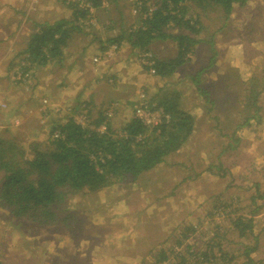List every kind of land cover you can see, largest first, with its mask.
<instances>
[{
  "label": "rangeland",
  "instance_id": "rangeland-1",
  "mask_svg": "<svg viewBox=\"0 0 264 264\" xmlns=\"http://www.w3.org/2000/svg\"><path fill=\"white\" fill-rule=\"evenodd\" d=\"M53 1L58 2L59 7L63 6L74 13L70 6L62 5L59 0ZM134 1L120 0L119 8L117 4L111 3L112 0H105L107 6L105 9H108L110 4L113 7L109 11L101 9L98 12L94 11V19L88 21L94 25L93 30H88L90 34L86 33L88 38L77 34L75 35L77 40L71 41L63 50L71 55L82 49L90 50L91 61L94 57H100L96 63H91L90 71L99 75L109 68L108 64H121L124 67V75L128 77V84L133 85L134 81L130 77L133 75L138 85L134 86V89L122 90L119 100L115 103L111 100L104 101L92 107L87 100L74 101L75 99L71 100L67 95L65 98L52 97L54 100L48 97L42 88L48 82L46 79L48 77L53 79V87L61 93L67 88L61 83L63 78L61 79L59 73L49 75L44 68L31 66L29 75L32 76L33 82L29 85H15L20 86L21 91L25 93V99L39 97L38 99L49 100L51 107L55 109L54 112L50 111L47 114L48 116L53 114L52 119L56 123L52 125L42 113L38 120L30 116L24 129L20 131L27 132L23 134L26 135L25 138L20 139L23 140L21 145L27 151L32 142H47L53 126L65 123L71 118L82 127L93 128V120L98 117L100 111L105 113L112 108L118 112L113 114L112 118H108L110 128L115 135L121 134L119 132L121 126L131 120L126 118L135 117L134 103L140 101L141 94L154 98L152 105L156 106L155 97L163 93L162 87L167 88L164 89L166 91L179 94L181 110L193 116V132L190 138L178 151L167 156L151 171L140 174L134 181L112 179L111 183L97 192L70 194L66 204L58 211L59 218L51 224L39 225L26 220L22 222L20 218L0 208V264H157L161 250L168 257V260L161 264H183L184 261L185 264H250L246 258L248 249H256L253 252L255 258H251L255 264H264L262 226L264 221L263 216H259L264 215V162L261 160L256 162L251 168V173H239L238 169L232 173L234 162L246 163L253 154L246 155L243 149V153L238 154L233 151L232 146L227 145L228 138L234 139L235 125L229 123V118L224 116L239 102L241 81H246L255 74L261 80L264 79V0H251L243 8L236 6L227 24L229 27L220 31L218 26L203 18L207 29L201 34L194 35L195 39L202 42L195 46L193 54L188 55L190 61L169 79L150 80L149 78L153 77L152 71H146L145 66L151 67L154 63L150 62V65L141 53L137 55L131 53L128 56L127 51L131 50V47L124 41L123 43L130 49L120 50L123 51L122 54H119L120 51H113L111 55L100 53L97 46L88 47L90 43L86 42L93 41L98 35L101 38L104 26L110 25L107 23V17L111 12L115 13L112 14L114 26L119 24L115 15L121 10V13L126 15L122 17L126 22L125 28L135 26L133 24L140 20L139 12L133 7ZM3 3L5 2L1 5ZM147 6L149 13L155 11L152 3H148ZM20 11H26V8L20 7ZM55 12L59 14L60 9ZM35 13L40 11L36 10ZM19 15L13 22L12 19H7L10 21L7 23L11 25L7 24L6 31L14 26L31 27L32 24L28 21L31 19ZM59 16H62V13ZM32 28L35 29L34 25ZM211 33H214V38L208 40L207 37ZM8 36L14 38L12 34H4L0 38L4 45L9 46ZM25 37L28 35H19L13 47L16 54L11 51L12 56H17V60L24 50L22 48L23 50L18 51V46H22L23 43L27 46L29 38L25 40ZM110 37L104 34V42ZM233 38L240 40L242 46L240 50L224 46V42ZM152 50L154 51L152 54L161 60L175 58L177 51L174 44L168 41L154 44ZM17 60L15 61L18 63ZM18 64L19 67L17 64L12 65L14 66L11 73L12 81L16 76L15 71L20 72L22 64ZM63 66L61 70L66 68ZM7 67L9 68V65ZM1 69L0 65V71ZM105 82L107 81L97 83L100 86L99 84ZM108 82V88L112 89L110 86L113 84L110 83L112 81L108 79ZM56 83L59 84L56 86ZM112 103L114 105H111ZM259 104L264 108L262 96L259 98ZM157 111L163 112L161 109ZM164 117L170 121L168 116ZM5 125L6 127L2 126V131L8 130L17 138L21 136L16 133V129L11 130L9 125ZM253 126L252 134L259 136L258 131L263 128V124ZM34 130L39 131L42 141L38 136L36 139L27 138ZM99 130L105 132L107 126L104 124ZM3 136L7 137L0 135ZM209 167H212L210 171ZM206 169L209 173H203ZM3 181L0 180L1 187ZM260 205L263 206L259 207ZM174 208L180 211L177 215H174ZM238 216H242L246 224L249 220L252 227L241 235L240 230H236L232 223ZM174 220V226L171 224L173 226L171 233L163 236L162 240H158L156 233L149 235L145 231L146 229L152 231L153 224L162 221L172 223ZM254 221H257V226L254 225ZM143 223L149 225L145 227ZM189 228L194 232L187 233L185 239L180 237L182 233L188 232ZM209 244L213 247L209 250L207 260L202 253L210 249ZM223 252L228 254L227 258L222 257Z\"/></svg>",
  "mask_w": 264,
  "mask_h": 264
},
{
  "label": "trees",
  "instance_id": "trees-1",
  "mask_svg": "<svg viewBox=\"0 0 264 264\" xmlns=\"http://www.w3.org/2000/svg\"><path fill=\"white\" fill-rule=\"evenodd\" d=\"M59 1L73 9V16L52 23L34 22L35 30L30 35L21 57L19 56L18 63L22 64L20 72L23 76L29 75L31 66L42 69L54 65L61 70L67 58L63 48L69 46L75 35L84 37L90 34L88 30H93L94 25L89 22L94 16L80 7V0ZM87 1L92 3L95 11H109L113 7L110 4L108 9H105L107 6H102L105 0ZM250 1L135 0L133 4L139 12L140 21L129 29L124 25L119 26L122 28L121 32L108 42L109 45L120 46L124 41L131 47L132 54L141 53L144 60L154 63L151 67L145 66L146 71H153L161 79H169L190 61L188 55L193 54L195 46L202 42L195 39L194 35L207 29L203 18L218 26L220 31L229 27L227 24L236 6L243 8ZM117 2L112 0L111 3L119 6ZM148 3L153 4L155 11L149 13ZM115 27L117 26H113ZM213 36L214 33H211L207 37L208 40L213 39ZM166 41L174 44L176 57L161 60L152 54V46ZM17 66L19 67V64ZM32 82V76L29 75L26 81H20L18 84L29 85ZM240 86L242 91L238 104H234L224 115L229 118V123L236 126V132L250 127L252 122L260 124L262 121L259 98L264 91V79L261 80L255 74L246 81H241ZM164 89L162 94L155 97L156 106L152 105L154 98L147 97L148 107L153 112L163 110L170 121L164 117L162 124L153 128H147L139 119L132 117L121 126V134L115 135L110 128L106 114L108 111H100L98 117L93 120V128L82 127L71 118L65 123L53 126L47 142H32L27 151L21 145L23 133L19 132L21 136L17 138L8 130H4L2 135L7 134V137H0V177L4 180L0 188V208L20 218L22 222L26 220L39 225L51 224L59 218L58 211L66 204L70 194L97 192L111 183L112 179L134 181L140 174L149 172L161 164L167 156L178 151L188 141L194 122L192 115L181 110L179 94ZM117 112L114 109V114ZM104 124L107 130L101 132L99 128ZM56 131L60 135L58 139L53 140L51 137ZM238 140L237 137L228 138L230 145ZM234 224L235 228L240 230V235L252 229L249 221L246 224L242 216H238ZM190 232L194 230L189 228L188 232L182 233L180 237L185 239ZM216 245L220 246L219 243ZM212 247L213 245L209 244L210 249L202 253L207 260ZM251 252L253 251L248 249L246 253L247 262L255 264L248 255ZM222 257L227 258L228 254L224 253ZM165 260H168V257L161 250L157 264ZM182 263L185 264V261Z\"/></svg>",
  "mask_w": 264,
  "mask_h": 264
},
{
  "label": "crops",
  "instance_id": "crops-1",
  "mask_svg": "<svg viewBox=\"0 0 264 264\" xmlns=\"http://www.w3.org/2000/svg\"><path fill=\"white\" fill-rule=\"evenodd\" d=\"M117 1L120 2V0H117ZM0 2L1 3L2 2L7 3V4L3 3L2 5L0 3V36H3L4 34H8V35L12 34L14 37L11 39L10 36H8L9 44H10L9 46L4 45L2 38H0V65L2 67V69H1L2 71H0V103H3L4 105H6V108L0 107V130H1L0 135H1L4 132V131H2V128H3L2 126L6 127L5 124L9 125V127H11V130L16 129V133L17 132L19 133L20 131H22V129H24L25 124H26V120L30 116L31 117L34 116L35 118H37V120L40 117L39 103L36 100L39 97H34L36 99H34L33 97L31 99H25L24 98L25 93H23L21 91L20 86L15 85V83L11 79V73L13 72L12 70H13L14 66L16 64H18L15 61V60H17V56L16 57L12 56V53H11V51L13 52V47L16 44L15 40L17 39V37L19 35H22V34L28 35V37H25V40H28L30 35L35 30L32 28L33 25L35 24L34 22L44 23L46 21V22L52 23V22L58 21L60 19H70L73 16V14H72L71 10L65 9L63 6L59 7L58 2H54L53 0H0ZM26 5H27V7H26ZM131 6H132V2H131ZM20 7L21 8L23 7V9L26 8V11L21 12ZM133 7H134V4H133ZM58 9H60L59 14L62 13V16H59V14H56L55 10H58ZM36 10H39L40 13H35ZM19 14H21L23 17H27L28 19H31V20H28L29 23L32 24L31 27L27 28L26 26H20V27L14 26L13 28H10L8 31H6L7 24H8V26L11 25L10 23H7V22H10V21H7V19L10 18V19H12V22H13L14 19L16 20L17 16L18 17L20 16ZM68 14H69V16H68ZM112 14H115V13L111 12V14L108 17L105 16V18L107 17V23H110V25L108 27H107V25L104 26V31H102V34H100L101 38L98 35V36H95L96 38H94L93 41H86V42L90 43L88 45V47H90L91 45L97 46L100 53H102V54L107 53V55L108 54L111 55L113 51L130 49L129 46L123 42L118 47H116L114 45H109L108 41L104 42V40H103L104 34L106 35V37L108 34L111 36L110 38H114L117 34H119L121 32L122 28H120L119 26L126 25L125 21H121L123 15H122L121 11H119L117 13V15H115V17L119 20V24L116 25L117 27L113 28L114 21L112 20V18L114 17V15H112ZM131 14H132V12H131ZM36 16H41V17L38 18ZM129 16L132 18L131 15H129ZM111 20H112V22H111ZM129 24H127V25H129ZM85 36H87V35H85ZM86 38H88V36ZM74 40H77V38H75ZM219 43H220V41L218 42V45H219ZM240 44H241L240 40L237 41V40H235V38L224 42V46H227V48L232 47V49L234 48V50L235 49L240 50L242 48V46ZM25 45L26 44L23 43L22 46H18V51L25 49L26 48ZM221 46H222V44L219 47H221ZM85 47H86V45H85ZM97 48H96V50H97ZM102 48H104L106 50L103 51ZM80 49H82V48H80ZM7 51H8V53L6 54ZM13 53H15V52H13ZM122 53H123V51L119 52V54H122ZM127 53H128V56H130V54L132 52H131V50H129V51H127ZM93 54H95V53H93ZM90 58H91V51L87 50V49L86 50L82 49L79 52L76 51L75 55L74 54H72V55L67 54L68 60L65 61L64 65L66 66V68L64 70L58 71V68L55 67L54 65L53 66L49 65L46 68H44L48 72L47 74H49V75H51V73L52 74L53 73H59V75H61V79L63 78L61 83H63L65 86H67L66 89H65V86H63L65 90H62V92L60 93L57 91L58 89L56 87H53V85H54V82L52 81L53 79L48 77V79H46L48 82H46L44 87H42L44 90V93L47 94L48 97H51V98L52 97H59V96L65 98V96L67 95V96H70L71 100H72V98L75 99L74 101H77V99L80 101L87 100L89 102V104L92 106V105H95L96 103H98V104L103 103L104 101L105 102H109L110 100H111V102L118 101L120 98L119 95L121 94L122 90H124L126 88L132 89L134 86L138 85V83L133 79V77H134L133 75L130 76L132 78V80L134 81L133 85L128 84V82H127L128 77L126 75H124V71H123L124 67L121 64H116V63H113L112 65L108 64L109 68L107 67L108 69L104 73H102L103 75L102 74L99 75L97 73L90 71V67H91L90 65H92L91 64L92 61ZM17 61H19V60H17ZM7 65H9V68L8 67L6 68ZM12 65H14V66H12ZM52 70H54V72H52ZM128 70H130V69H128ZM130 72H132V70ZM125 73H127V72H125ZM143 73H144V71H143ZM152 74L153 75H151V74L150 75L153 77L152 78L150 77L149 80L154 79V78L160 79L154 73H152ZM108 79L112 81L110 83H113V84H110L112 89L108 88V86H109L108 85V83H109ZM103 80L107 81L108 83L107 82H105L104 84L101 83V84H99L100 86H98V83L100 81H103ZM165 81H167V80H165ZM58 84L59 83H56V86ZM183 84H184V82H183ZM183 84H181V86ZM60 88H61V86H60ZM162 89H164V87H162L161 90ZM55 92H57V93L55 94ZM105 93L109 96L108 97L105 96L106 95ZM115 93L117 96L114 95ZM262 94H261L262 99H264V93H262ZM40 100L41 99H38V101H40ZM261 108H262V112H261L262 113L261 114L262 115V121L260 122V126H261V124H263V128L259 129V131H258V133H260V135L258 136L256 134H252V132H253L252 128L254 127L253 124H255V122H252L250 127L244 128V129L239 130L237 132L235 129V132H234L235 135H233V137L239 138L238 142L235 143L233 141V143L231 145L229 144V142L227 143V145L232 146L233 151L238 153V154H242L243 151L245 152L246 155L253 154V157H250V160L246 163H243L241 161H238V162L236 161L237 163L234 162L233 163L234 164V166H233L234 170H232V173H233V171H235L237 169H238L239 173H242V172L251 173V168L254 167L256 162H258L259 160H261L262 163L264 162V108L263 107H261ZM50 111L53 112V109ZM50 111H49V113H50ZM52 116H53V114H52ZM52 116H49L48 120H50V123L52 125H54L56 122L54 119H52ZM131 118L128 117V118H126V120L131 119ZM241 131H244V132L241 133ZM38 132H39L38 130L31 131V134H29L30 136H27V138L29 139L30 137H32V138L35 137V139H36V136H38L40 139ZM21 133L25 134L27 132H21ZM6 136H7V134H6ZM25 136L26 135H24V138H25ZM50 136H51V134H50ZM50 136H49V139H50ZM46 140H47V138H46ZM40 141H42V140L40 139ZM242 149H243V151H242ZM211 168L212 167H209L208 171H210ZM203 173H209V172H207V169H206V171H204ZM0 187H1V182H0ZM261 206H263V205H260L259 207H261ZM174 210H175V208H174ZM179 212L180 211L175 210L174 215H177ZM259 216L260 217L263 216V221H264V215L260 214ZM236 218L233 220V222H232L233 224H234ZM174 223H175V220L172 223H168L167 221H162V223L153 224L154 226H151V229L153 232L150 230H147V229L145 231H147V233L149 235L150 234L153 235L152 233H156V235H158V240H160L161 238H163V236H167L171 233V230L174 226ZM249 223L251 224L250 221H249ZM143 224H144L143 226H145V227H147V225H149L146 223H143ZM171 224H173V226ZM256 224H257V221H254L255 226H257ZM235 226L236 225L234 224V227ZM262 226L264 228V225H262ZM234 230L235 229H233V231ZM255 250L256 249H252L253 252ZM253 252H251V255H250L251 258H255L254 257L255 255Z\"/></svg>",
  "mask_w": 264,
  "mask_h": 264
},
{
  "label": "built area",
  "instance_id": "built-area-1",
  "mask_svg": "<svg viewBox=\"0 0 264 264\" xmlns=\"http://www.w3.org/2000/svg\"><path fill=\"white\" fill-rule=\"evenodd\" d=\"M105 4H106V2L103 1L102 6H105ZM80 7L82 9H84L85 11H88V13L90 15L94 14L95 9H94L91 2H89L87 0H80ZM98 58H100V57H94V59L92 60V63L93 64L96 63L98 61ZM148 63L151 65L150 62H148ZM152 73H154V72L152 71ZM14 74L16 75V76H14V80H13V82L15 84H18V82H20V81H26V79H28V77H29V75L23 76L22 73H20L17 70L15 71ZM39 105H40V113H42V115L47 120L49 117L47 113L50 110L55 109V107H51V103L47 99H42L41 102L39 103ZM148 105H149L148 98L146 97V95L144 93H142L140 96V101L137 103V105H135V113H134L135 118L139 119L142 122V124L144 126H146L147 128L156 127V126L162 124L163 118L165 116L164 113L163 112L162 113L153 112V111H151L150 107H148ZM0 107L6 108V105L0 103ZM106 114H107V117L109 119L112 118V115L114 114V108H112ZM59 135H60L59 132L56 131L53 133L51 139H53V140L58 139Z\"/></svg>",
  "mask_w": 264,
  "mask_h": 264
}]
</instances>
